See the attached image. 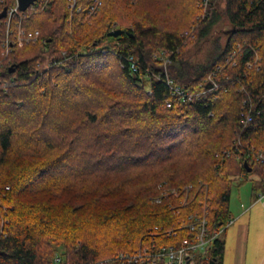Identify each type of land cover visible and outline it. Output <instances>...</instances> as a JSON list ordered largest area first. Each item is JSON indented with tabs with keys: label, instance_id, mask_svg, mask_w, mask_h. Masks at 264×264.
<instances>
[{
	"label": "trees",
	"instance_id": "16d2710c",
	"mask_svg": "<svg viewBox=\"0 0 264 264\" xmlns=\"http://www.w3.org/2000/svg\"><path fill=\"white\" fill-rule=\"evenodd\" d=\"M200 2L50 0L22 19L35 42H0V264H166L119 255L178 244L192 214L218 229L233 182H264V0H210L203 19ZM221 16L224 43L197 62Z\"/></svg>",
	"mask_w": 264,
	"mask_h": 264
},
{
	"label": "built area",
	"instance_id": "2783aa9c",
	"mask_svg": "<svg viewBox=\"0 0 264 264\" xmlns=\"http://www.w3.org/2000/svg\"><path fill=\"white\" fill-rule=\"evenodd\" d=\"M50 0H36L34 3L30 4L24 11L19 9L18 0H13L11 3H6L5 0H0V12L5 8V16L0 18V33L3 34V38H0V42L5 48L6 53L11 50L13 45V40L16 42H35L37 40L38 31H35L33 34L26 32L21 26L22 19L28 12L35 13L36 11H41L47 7ZM102 0H93V4L90 7V10L93 11L98 6H100ZM202 13L198 18L203 19L207 16L210 0H201ZM75 0H71V3L68 5L71 9L74 8ZM14 23L15 25H12ZM164 66L170 62V58L167 55H164ZM257 58L254 59L253 63H256ZM129 67L131 70H137V62L134 58H128ZM248 66H251V63H247ZM208 82L212 81V75L207 77ZM166 84L169 87L173 95H177L183 99L189 96L188 89L180 87L177 85L173 79L167 77ZM169 105V103H168ZM256 159L262 161L263 163V172H264V155L263 152H258ZM8 189V187H6ZM191 189V185L184 188L183 190L186 193ZM178 190L170 189L169 193H177ZM167 194V191L163 192ZM162 194V195H163ZM259 199L264 197V193L258 195ZM160 199L158 198L157 201ZM186 199L183 200L185 203ZM5 209V208H4ZM207 212L204 211L202 215H190L188 216V222H186L185 227L189 231V235L184 237L181 242L178 244H171L169 246H163L160 251L156 254L149 253L144 249L143 251H138L133 254H120L119 258H129V259H142L148 255V258L163 257L166 264H194L197 257L203 258L207 255L211 243L214 239L219 238L220 235L230 226L235 218L232 217L226 224L220 226L218 229L209 232L208 223L206 219ZM5 219L3 215V210L0 209V236L4 233ZM171 233V231H169ZM55 262L59 263L60 258L55 257ZM105 264L104 262H101ZM154 263V261H153Z\"/></svg>",
	"mask_w": 264,
	"mask_h": 264
},
{
	"label": "rangeland",
	"instance_id": "374dc122",
	"mask_svg": "<svg viewBox=\"0 0 264 264\" xmlns=\"http://www.w3.org/2000/svg\"><path fill=\"white\" fill-rule=\"evenodd\" d=\"M131 1L134 2L135 0ZM221 6L223 5L221 4ZM229 29H231L229 22L223 16H221V18L210 27L207 37L200 38L197 44L190 51L194 59L197 62L203 61V59L206 58L210 53L215 40H217L220 45H222L226 39V35L228 34ZM161 50L163 51V49ZM161 50L157 54L159 56H164L165 54L160 55L162 54ZM113 74L119 79V76L115 74V71H113ZM254 177L257 178V176L254 174L248 176L247 178L239 177V179L233 182L229 197V210L230 213L234 215L233 217H237V213H239L241 210L247 209V212L242 215L241 218H239L236 222L238 223L241 220L245 223L250 222V229L261 226L263 222L262 218L258 216L260 214H257V212L261 210V207H263L262 200H256L257 197H254L251 201L250 197V191L252 192V187L258 183L256 181L258 180V178L254 179ZM224 236V233L220 235L221 238H224ZM251 236L249 240H251Z\"/></svg>",
	"mask_w": 264,
	"mask_h": 264
},
{
	"label": "crops",
	"instance_id": "0c3cea01",
	"mask_svg": "<svg viewBox=\"0 0 264 264\" xmlns=\"http://www.w3.org/2000/svg\"><path fill=\"white\" fill-rule=\"evenodd\" d=\"M254 179L257 178L254 177ZM256 181L258 183L252 187L250 197L251 201L254 197H257L256 200H262L263 207L257 214H260L258 216L263 222L261 226L250 229V222L245 223L242 220L236 222L247 212V209L237 213V217H234L236 223L233 222L231 227L228 226L223 232L225 234L223 264H264V197L261 199L258 197L259 194L264 193V182L259 179ZM250 236L251 240H249Z\"/></svg>",
	"mask_w": 264,
	"mask_h": 264
},
{
	"label": "water",
	"instance_id": "95a60500",
	"mask_svg": "<svg viewBox=\"0 0 264 264\" xmlns=\"http://www.w3.org/2000/svg\"><path fill=\"white\" fill-rule=\"evenodd\" d=\"M36 0H18V5H19V9L21 11H24L30 4L34 3ZM5 16V8L0 12V18ZM122 33V30L120 29H115L112 30L109 35L112 36H117L120 35ZM244 164H246V162H244ZM250 170V168H248V171Z\"/></svg>",
	"mask_w": 264,
	"mask_h": 264
},
{
	"label": "bare ground",
	"instance_id": "6f19581e",
	"mask_svg": "<svg viewBox=\"0 0 264 264\" xmlns=\"http://www.w3.org/2000/svg\"><path fill=\"white\" fill-rule=\"evenodd\" d=\"M12 1H13V0H12ZM12 1H11V2H12ZM6 3H7V2H6ZM26 15H27V14H26ZM26 15H25V16H26ZM12 24H13V23H12ZM21 24H22V22H21ZM165 54H166V53H165ZM166 55H167V54H166ZM161 59H162V58H161ZM166 65H167V64H166ZM175 96H176V95H175ZM59 258H60V257H59ZM54 261H55V260H54Z\"/></svg>",
	"mask_w": 264,
	"mask_h": 264
}]
</instances>
